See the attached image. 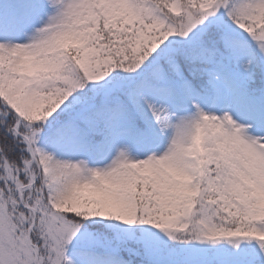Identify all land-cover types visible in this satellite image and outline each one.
<instances>
[{
  "label": "snow or ice",
  "instance_id": "snow-or-ice-1",
  "mask_svg": "<svg viewBox=\"0 0 264 264\" xmlns=\"http://www.w3.org/2000/svg\"><path fill=\"white\" fill-rule=\"evenodd\" d=\"M0 264H264V0H0Z\"/></svg>",
  "mask_w": 264,
  "mask_h": 264
}]
</instances>
